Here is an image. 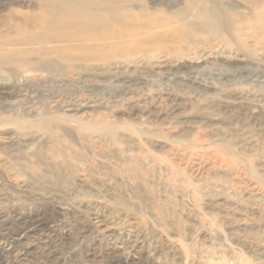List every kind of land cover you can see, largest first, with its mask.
Segmentation results:
<instances>
[{
  "label": "rangeland",
  "instance_id": "1",
  "mask_svg": "<svg viewBox=\"0 0 264 264\" xmlns=\"http://www.w3.org/2000/svg\"><path fill=\"white\" fill-rule=\"evenodd\" d=\"M77 1L173 35L0 49V264H264V0Z\"/></svg>",
  "mask_w": 264,
  "mask_h": 264
},
{
  "label": "bare ground",
  "instance_id": "2",
  "mask_svg": "<svg viewBox=\"0 0 264 264\" xmlns=\"http://www.w3.org/2000/svg\"><path fill=\"white\" fill-rule=\"evenodd\" d=\"M17 1L19 2L15 3L21 8L9 6L8 4L12 3L9 0L8 13L0 14V21L9 27L8 31L13 30L20 36L19 39L0 45V49L4 48L10 52L7 55L11 59L13 56L30 52L52 55L55 59L69 61L74 60L75 54V57L80 55L88 59H99L101 54H106L108 51L114 53L134 51L131 46L140 47L150 42L165 43L170 41L173 35L168 30L166 32L161 30L165 26L162 18L157 19L156 22L149 19L147 24L141 25L136 21V17L129 13H121L119 18L114 14L106 16L96 8H87L84 2L77 0ZM161 60L166 59L161 58ZM64 102L62 108L64 115L74 119L72 110L78 108V103L72 100ZM59 118L57 114L54 116L55 120L61 121ZM78 125L80 126L79 120ZM203 168L204 166L199 163L191 165V170L200 174L210 170Z\"/></svg>",
  "mask_w": 264,
  "mask_h": 264
}]
</instances>
